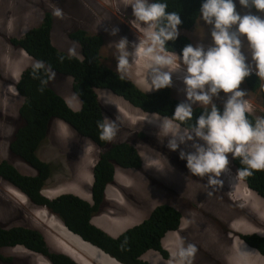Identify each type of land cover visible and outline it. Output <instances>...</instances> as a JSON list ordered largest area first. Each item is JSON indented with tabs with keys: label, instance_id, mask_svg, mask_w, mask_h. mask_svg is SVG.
I'll return each mask as SVG.
<instances>
[{
	"label": "clouds",
	"instance_id": "9594fccd",
	"mask_svg": "<svg viewBox=\"0 0 264 264\" xmlns=\"http://www.w3.org/2000/svg\"><path fill=\"white\" fill-rule=\"evenodd\" d=\"M63 1L64 0L51 2L57 4V6L61 5V9L54 8L53 11L49 9V0L40 1L41 4L44 5L46 15L50 14L53 17V25L55 19L54 16L60 17L62 13L67 19H72L75 16V10L71 7V5H65ZM119 1L124 5V8L132 10V15L135 21H137L139 24H142L146 29L144 30L145 32H141L140 28L133 27L132 24H129L127 33L136 39L135 43H133L131 46L132 51L129 50V41L126 37H122L119 41L113 43L115 45L114 57L117 60V66L113 64L112 66H109L106 64L107 62L105 61L104 57L106 36H103L101 33L89 32L88 30L82 28H78L70 32L69 38L78 43L80 46L79 55L75 54V45L69 49V52L63 51L54 44L53 36H51L53 44L60 51L82 59L83 52L81 44L74 40L71 35L78 30H84L89 33V35H99L102 38V44L99 49L100 62L119 74L121 80L124 78L131 80L134 84H136V86L146 93H156L161 89L170 88L172 97L180 102L176 106L173 115L171 117H165L156 113L145 112L143 109L133 106L124 97L116 94L111 89H104L105 91H109L110 93L121 98L125 102L126 107L130 110L129 113L134 119L133 121L139 124L145 115L163 118L160 120L159 126L148 121H143L144 126L138 128L136 137L137 140L135 145L133 144L142 157V165L131 168L116 166L114 178L111 182H113L115 179L118 168L138 169L137 176L140 177L143 172V167L147 163L150 164L151 168L160 172L167 163V152L165 148L168 147L172 151H177L180 149L181 145L191 142L190 148H185L178 152L180 155V163L183 167L188 168L193 176H198L201 178L207 177V183H196L195 188L188 197V200L184 201L186 208L183 213L175 205L170 204L169 202L158 203L153 206L154 208L151 210V213L158 205L167 204L178 210L181 214L179 226L166 231V234L162 239L163 246H166L164 245V239L168 233L172 234V237L177 236L182 239L187 238L186 232L188 227L192 225L193 222L199 220L193 218V211L190 202L204 201L203 207L210 211L209 214L211 217L208 220L219 225L218 235L221 236L220 238H222L223 234L228 233V235H230L229 239L232 240V242L235 241V238H239L246 244H244L245 249L257 251L262 256H264L257 248L246 242L241 237L242 234L247 235L254 233L264 236L263 230H261V232H250L235 230L231 228V226L230 228H225L221 225L222 221L225 219L223 218L222 214L219 213L226 206V201L222 198V194L227 192L229 181L227 179L226 171H229L230 158L232 166L236 170V176L239 179L237 186L239 188L237 189V195L233 201V207L237 209H245L247 204L252 203L256 196L264 199V196L259 194L256 190L248 185L247 179L245 178L252 175L255 171H264V15L263 17L251 13L241 15L240 12L237 11L235 0H202L199 10L200 14L197 16L195 24L191 28H186L184 26H180L182 24V20L179 13L175 11H168L167 0ZM239 4L245 8H252L256 14V9L262 13L264 12V0H239ZM116 5H118V3ZM67 12L70 14L69 17L66 16ZM201 19L207 25L211 26L210 35L212 43L207 47H205L202 42H198L195 38L193 39L191 34L192 30L194 32V30L199 25L204 27L200 21ZM36 25L33 27H36ZM30 29L31 28L22 30L21 25H18L12 31H10L13 32L12 34H10L8 31V35L5 37L2 43L11 46L13 51L19 49L26 57L29 56V58H32L24 49H22L20 46L13 45L11 42L12 38H21ZM134 31H138L139 33L134 35ZM118 32L119 28H112L110 34L116 36ZM179 36L188 38L192 43L186 45L182 49L181 54L177 51L168 50V42L177 40ZM144 57L150 59L146 60ZM61 60H63V57H61ZM25 65L27 66H21L20 71L18 72L19 77H16V73H13V78H10L9 74H7V68L3 64H0V72L5 76L6 79L8 78V82L11 83V85L15 86V89L17 90L15 91L16 94L18 93L20 95L21 93L17 89V83L19 82L22 73L27 68L31 67L29 66L30 64ZM133 65L136 67V70H143L145 67L149 68V91L139 86L140 80L136 82L126 75L128 67L130 66L132 69ZM41 70H43L44 75L48 77L47 80L41 79ZM32 74L33 78L39 79L42 85L47 84L48 80L50 83V80L54 79L56 76V72L53 70V68L42 60L35 62L33 65ZM251 75H255L260 79L259 85L256 88H253L245 80L246 77ZM173 77H175L176 80H180L182 82L184 98L177 94L176 84L173 83ZM3 83L4 82L0 79V86ZM241 86L246 90L241 88ZM100 90L103 89H99L98 94ZM41 91H43V88H41ZM247 91L251 94H254L256 91L259 92L263 108V111L258 110L260 115H257L258 112L252 108L253 104L251 102V97L248 95ZM221 93L226 94V101L215 103V98H219ZM22 97L24 99V96ZM101 103L106 111L104 115L105 120L97 122L99 138L102 141L108 142L112 141L114 138L116 142L110 145L113 146L120 143L119 141L121 135H124V131H122L120 134L117 133L115 121L110 123L108 118H106L108 109L103 104L102 99ZM199 107H202L203 111L195 117L194 124H188L187 122L193 119L194 109ZM221 108L223 109L221 110ZM250 114L256 116L254 121L249 119ZM136 118L141 120L136 121ZM55 119L60 121L61 126L64 123L68 124L66 121L60 118ZM119 120L121 121V119ZM147 124H152L156 130L145 128V125ZM160 133H163L164 137H170V139L162 137ZM43 142L36 151L39 158L41 157L38 151ZM110 146L107 148L104 147L103 151H107ZM14 154L19 155L15 152ZM41 159L45 162H48L43 158ZM233 159H239L243 167L238 169L235 166ZM23 160L26 161L24 158ZM91 175L92 181L90 182L88 194L86 192L84 193V196H88L90 193V199L78 195L89 201H92L91 188L94 181L93 172H91ZM143 179H145V177H143ZM111 182L107 184V187ZM198 185L204 188L203 191H205L208 196L199 195L197 188ZM107 187L105 189V197ZM44 190L45 188L42 190V194L46 196L43 193ZM165 190L169 191L168 189ZM20 192L24 194L29 200V197L25 193L22 191ZM62 194L67 193H61L59 195ZM104 201L101 206L104 204ZM33 205L42 209H46L49 215L56 217L50 213L47 207L38 206L35 204ZM263 209L264 206L262 207V210ZM262 210L260 211L261 214H263ZM150 215L144 220L149 218ZM144 220L139 223H142ZM61 223L64 225L63 222ZM94 224L97 225L96 223ZM11 227L12 226H9L8 228ZM124 231L125 230L122 232ZM122 232L114 237L119 236ZM191 232L196 234V231L194 230H191ZM214 238L216 239L214 240V244H216L218 238L217 236H214ZM198 246V244L194 245L191 243L187 244V246L181 244L178 250L172 254V261H170V264H192V258H196V260L203 264L201 254L204 251L200 250ZM15 247L25 248L24 250L38 254L49 264H53L47 257L40 253L32 251L21 245H17ZM64 253L68 254L67 252ZM108 255L115 259L116 263L123 264L110 254ZM143 255L141 258L146 260ZM160 255L162 256V254ZM70 256L79 263V261L74 256ZM222 257L223 256L221 255L219 259L220 261L222 260ZM0 258H3V256Z\"/></svg>",
	"mask_w": 264,
	"mask_h": 264
},
{
	"label": "rangeland",
	"instance_id": "374dc122",
	"mask_svg": "<svg viewBox=\"0 0 264 264\" xmlns=\"http://www.w3.org/2000/svg\"><path fill=\"white\" fill-rule=\"evenodd\" d=\"M40 1L43 0H0V42L2 44V46L0 44V64L7 68V74L10 78H13V73H16L15 76L19 77L18 72L21 66L24 65L25 60L28 59L31 63L29 66H33L36 60L29 58V56L26 57L19 49L13 51L11 46L3 44L2 41L8 35V31L12 34L13 32L10 31L18 25H21L22 30H24L40 24L46 15L44 5ZM53 1L59 0H49V9L52 11L54 8L61 9V5L57 6V4L51 3ZM235 2L237 11L241 15L249 13L261 17L264 15L260 11L256 10V14L252 8L241 6L239 0H235ZM63 3L71 5L75 10V16L72 19L65 18L63 13L60 17L53 15L55 19L51 36H53L54 44L63 51L69 52V49L75 45V54H80L79 44L69 38L70 32L75 29L82 28L89 32H98L106 36L104 52L106 64L117 66V60L114 57L115 45L113 43L119 41L122 37H126L129 41V50L132 51L131 46L136 39L127 33L129 24L140 28L141 32H145L146 28L135 21L132 10L124 8L119 0H64ZM117 3L118 5H116ZM69 15V12H67L66 16L69 17ZM200 21L204 27L199 25L194 32L192 30V38L202 42L207 47L212 43L211 26L207 25L202 19ZM112 28H119L116 36L110 34ZM138 33V31L133 32L134 35ZM25 66L27 65L23 67ZM1 75V80L4 83L0 86V155L3 159L14 164L22 173L36 174V170L21 156L14 154L11 149L14 135L23 124L19 109L24 99L20 94H16L15 91L17 90L15 86L8 82V78L6 79L3 74ZM126 75L136 82L140 80L139 86L149 91L150 84L147 82L146 68L136 70L134 65L132 69L129 66ZM173 83L176 84L177 94L184 98L182 82L173 77ZM50 85L67 99L72 108H80L81 101L73 91L72 76L56 72L55 78L50 80ZM241 88L245 89L242 86ZM248 95L251 97L252 108L256 112L258 110L263 111L259 92L256 91L254 94L248 92ZM100 96L103 104L108 109L106 118L110 123L115 121L118 134L124 131V135H121L119 142L129 141L135 145L138 128L144 126L143 121L159 126L160 120L163 119L145 115L139 124L133 121L134 119L129 113L130 110L121 98L116 97L109 91H101ZM226 99V94L221 93L219 98H215L214 102H223ZM257 115H260V112ZM135 120L139 121L141 119L136 118ZM145 128L156 130L152 124L145 125ZM160 134L164 137L163 133ZM164 138L170 139V137ZM115 142L113 138L105 148ZM190 147L191 142L181 145L177 151H172L168 147L165 148L167 163L160 172L151 168L150 164L147 163L144 165L140 177L137 176L138 169L118 168L115 179L107 187L104 204L100 207L99 212L94 215L93 222L116 236L148 217L154 208L153 206L158 203L169 202L183 213L186 208L184 201L188 200L196 183H207V177L193 176L188 168L183 167L180 163L178 152ZM102 151L103 148L95 147L93 143L79 135L71 126L65 123L61 126L60 121L53 118L47 138L38 151L40 157L48 161L51 167V174L43 193L49 198H54L61 193H74L90 199V193L88 196H84V193L88 194L90 188L89 174L91 175V172H93L94 165ZM226 173L229 182L227 192L222 194L226 206L219 212L225 219L221 225L225 228L231 226V228L239 231H264V209L262 210L264 199L256 196L252 203L247 204L245 209L233 207V201L239 188L237 187L239 179L236 176L235 168L232 166L231 158L229 171H226ZM197 188L199 195L208 196L203 191L204 188L199 185ZM203 204L204 201L190 202L193 218L199 220L188 227L187 238L182 239L173 236L169 239V233L166 235L164 245L170 251L171 256L169 259H164L159 252L153 249L148 250L143 257L151 264H170L172 254L178 250L179 246L181 244L187 246L191 243L198 244L199 249L204 251L201 254L203 264H227L226 257L229 254H235L231 247L232 240L229 239L230 235L228 233L223 234L220 238L221 236L218 235L219 225L208 220L211 217L210 211L205 209ZM261 210L263 214L260 213ZM53 220L57 223V226L63 225L56 217L49 215L46 209L36 207L30 203L24 194L0 177V225L5 227L21 225L41 230L52 251L67 252L76 258V252H80V250L66 242L68 239L57 231ZM58 228L65 231L61 227ZM191 230L196 231V234H193ZM65 232L69 235L67 231ZM214 236L218 238L216 244H214V240H216ZM77 241H79V238H77ZM235 241L245 244L239 238H235ZM24 249L22 247L0 248V254L3 256V258H0V264H49L40 255ZM95 254L101 253L95 252ZM220 254L225 259L222 258L220 261ZM83 256L90 264H101L94 257L91 258L88 255L86 257L84 254ZM109 257L103 256V258L110 259ZM192 264L202 263L196 258H192Z\"/></svg>",
	"mask_w": 264,
	"mask_h": 264
},
{
	"label": "trees",
	"instance_id": "16d2710c",
	"mask_svg": "<svg viewBox=\"0 0 264 264\" xmlns=\"http://www.w3.org/2000/svg\"><path fill=\"white\" fill-rule=\"evenodd\" d=\"M167 4L168 11L179 13L182 20L180 26L191 28L200 14L202 0H167ZM52 25L53 17L47 14L38 26L31 28L21 38H12L11 42L24 49L36 61L42 60L54 71L72 76L73 89L82 106L79 110L73 109L67 100L50 86L49 80L47 84L42 85L39 79L33 78V66L27 68L17 83L18 91L24 96L19 109L24 123L18 128L11 149L29 162L37 173L24 174L0 155V177L25 193L31 203L47 207L71 232L123 264H150L141 258L150 249L157 250L168 259L170 253L163 246L162 239L167 230L179 226L181 218L180 212L170 205H158L149 218L126 229L117 237L92 222L93 216L100 210L104 201L107 184L114 178L116 166L131 168L142 165V157L133 144L120 142L100 153L93 168L92 201L68 193L55 198H47L42 194L51 167L48 162L39 158L36 151L46 138L53 118L66 121L95 147L104 148L108 141L99 138L97 128V122L105 120L106 111L98 94L99 89H111L133 106L165 117H171L180 103L172 97L170 88L146 93L131 80H121L119 74L103 65L99 59L102 44L99 35H89L84 30H78L71 36L81 44L83 58L63 53L52 42ZM188 44H192L188 38L179 36L177 40L168 42V50L181 54ZM40 74L41 79H48L43 70ZM245 80L256 88L260 79L251 75ZM202 111V107L195 108L193 119L187 123L194 124L195 117ZM255 118L253 114L249 115V119L254 121ZM233 162L238 169L243 167L239 159H233ZM245 178L251 188L264 196V171H255ZM241 237L264 255V236L254 233L242 234ZM17 245L42 254L53 264H79L64 252L52 251L44 234L37 229L21 225L11 228L0 225V248Z\"/></svg>",
	"mask_w": 264,
	"mask_h": 264
},
{
	"label": "bare ground",
	"instance_id": "6f19581e",
	"mask_svg": "<svg viewBox=\"0 0 264 264\" xmlns=\"http://www.w3.org/2000/svg\"><path fill=\"white\" fill-rule=\"evenodd\" d=\"M146 58V57H144ZM147 59H150V58H146ZM146 70H147V75H146V78H147V82L150 84L149 82V79H148V73H149V68L148 67H145ZM102 91H105V90H102ZM116 96V95H115ZM117 97V96H116ZM133 119V118H132ZM255 199V198H254ZM54 221V220H53ZM55 222V221H54ZM54 226L57 228V231L62 234L65 238H67L68 240H66V242H68L69 244L75 246L77 249L80 250V252H76L77 255H76V259L81 263V264H90L87 259L83 256V254L86 256H90L91 258L94 257L96 258L101 264H118L116 263L114 259H112L111 257H109L107 254L103 253V251H101L100 249L96 248L95 246H91L89 245L88 243H86L85 241L81 240V238L78 236V235H75L73 234L71 231H69L65 226L63 225H58L57 226V223H53ZM58 227H61L63 228L65 231H67L69 233V235L59 229ZM59 236V235H58ZM61 238V237H60ZM71 238V239H70ZM77 238H79V241H77ZM66 244V243H65ZM67 247V246H66ZM70 248V247H69ZM72 248V247H71ZM72 250V249H71ZM93 250V251H92ZM74 252V251H73ZM85 252V253H84ZM95 252H98V253H101V254H95ZM104 257H109L110 259L108 258H103ZM74 256V255H73ZM75 257V256H74ZM87 257V256H86ZM92 264V263H91Z\"/></svg>",
	"mask_w": 264,
	"mask_h": 264
},
{
	"label": "crops",
	"instance_id": "0c3cea01",
	"mask_svg": "<svg viewBox=\"0 0 264 264\" xmlns=\"http://www.w3.org/2000/svg\"><path fill=\"white\" fill-rule=\"evenodd\" d=\"M27 62H29V61L25 60L24 65L27 64ZM29 64H31V63L29 62ZM145 90H147V89H145ZM101 91L102 90L99 91V95H100ZM100 98H101V96H100ZM89 180H90V182L92 181V175H90V174H89ZM171 237H172V234H169V239ZM81 240H83V239L81 238ZM86 243H88V242H86ZM88 244L91 245L90 243H88ZM91 246L93 247V245H91ZM231 247L235 251V254L234 255L229 254L226 257L227 258V264H264V256H262L257 251L245 249L244 244H242L240 241H233L231 244ZM222 258L225 259L224 257H222Z\"/></svg>",
	"mask_w": 264,
	"mask_h": 264
},
{
	"label": "flooded vegetation",
	"instance_id": "af4514ba",
	"mask_svg": "<svg viewBox=\"0 0 264 264\" xmlns=\"http://www.w3.org/2000/svg\"><path fill=\"white\" fill-rule=\"evenodd\" d=\"M2 73L0 72V79H2V75H1Z\"/></svg>",
	"mask_w": 264,
	"mask_h": 264
}]
</instances>
